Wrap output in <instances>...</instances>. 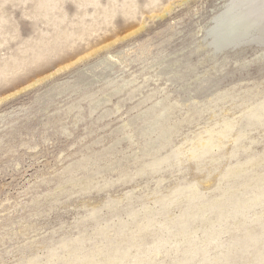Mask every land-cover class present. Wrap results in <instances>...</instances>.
<instances>
[{
  "label": "rangeland",
  "instance_id": "obj_1",
  "mask_svg": "<svg viewBox=\"0 0 264 264\" xmlns=\"http://www.w3.org/2000/svg\"><path fill=\"white\" fill-rule=\"evenodd\" d=\"M0 264H264V0H0Z\"/></svg>",
  "mask_w": 264,
  "mask_h": 264
},
{
  "label": "bare ground",
  "instance_id": "obj_2",
  "mask_svg": "<svg viewBox=\"0 0 264 264\" xmlns=\"http://www.w3.org/2000/svg\"><path fill=\"white\" fill-rule=\"evenodd\" d=\"M253 1V0H252ZM251 5V4H250ZM262 9V8H261ZM260 12V11H259Z\"/></svg>",
  "mask_w": 264,
  "mask_h": 264
}]
</instances>
